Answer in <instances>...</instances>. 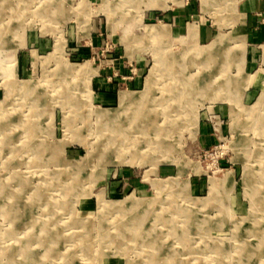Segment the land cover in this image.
Listing matches in <instances>:
<instances>
[{
  "label": "rangeland",
  "instance_id": "1",
  "mask_svg": "<svg viewBox=\"0 0 264 264\" xmlns=\"http://www.w3.org/2000/svg\"><path fill=\"white\" fill-rule=\"evenodd\" d=\"M148 2L0 0V264H264V0Z\"/></svg>",
  "mask_w": 264,
  "mask_h": 264
},
{
  "label": "bare ground",
  "instance_id": "2",
  "mask_svg": "<svg viewBox=\"0 0 264 264\" xmlns=\"http://www.w3.org/2000/svg\"><path fill=\"white\" fill-rule=\"evenodd\" d=\"M158 1V0H157ZM156 0H149V2L147 3L148 5H153V6H158V3H156L157 2ZM12 2V1H11ZM174 2L175 3H180L181 2V0H174ZM21 3V2H20ZM17 5V4H16ZM26 5V4H25ZM12 6V5H11ZM10 6V7H11ZM18 6H19V4H18ZM17 7V6H16ZM39 7V6H38ZM1 9V8H0ZM6 9V8H5ZM4 9V10H5ZM7 10V9H6ZM25 10V9H24ZM27 10V9H26ZM37 10V9H36ZM16 11V10H15ZM42 12V11H41ZM21 13V12H20ZM24 14H25V12H24ZM18 15V14H17ZM22 15V14H21ZM17 18V17H16ZM164 26V25H163ZM159 27V26H158ZM166 27V26H165ZM157 29V28H156ZM158 33H159V31H158ZM8 34V33H7ZM153 34V33H152ZM8 37V36H7ZM216 40V39H215ZM4 41V40H3ZM224 43V42H223ZM219 46H220V44H219ZM3 47V46H2ZM14 49H15V47H14ZM17 49V48H16ZM213 50V49H212ZM190 51V50H189ZM191 52V51H190ZM192 53V52H191ZM196 55V54H195ZM16 56V55H15ZM15 56H13L12 57V62H13V64H15V62H16V57ZM166 56V55H165ZM187 57V56H186ZM181 58V57H180ZM179 58V59H180ZM182 59H183V57H182ZM172 60H174V59H172ZM185 60V59H184ZM163 61V60H162ZM179 61V60H178ZM185 63V62H184ZM174 64V63H173ZM161 65H163V64H161ZM187 65V64H186ZM67 66V65H66ZM184 66V65H183ZM14 67V66H13ZM184 69V68H183ZM186 69V68H185ZM165 70V69H164ZM74 71V70H73ZM75 71L76 72H87V68H85L83 65H80V66H77V68H75ZM88 74V73H87ZM8 75H9V72H8ZM12 76V75H11ZM15 77V76H14ZM187 77V76H186ZM182 78V77H181ZM203 78V77H202ZM182 79H184V78H182ZM9 80H11V78L9 79ZM13 80V79H12ZM153 80V79H152ZM196 80V79H195ZM195 80H194V82H195ZM8 82V81H7ZM6 82V83H7ZM12 82V81H11ZM189 82H191V81H189ZM14 83V82H13ZM12 83V84H13ZM181 83V82H180ZM179 83V84H180ZM197 83V82H196ZM25 84H23L22 85V87L24 86ZM187 85H188V83H187ZM18 86V85H17ZM194 86H195V84H194ZM207 86V85H206ZM149 87V86H148ZM24 88H26V87H24ZM196 88V87H195ZM21 89V88H20ZM197 90V89H196ZM17 91V90H16ZM21 91V90H20ZM206 91V90H205ZM13 93V92H12ZM172 93V92H171ZM185 93V92H184ZM27 94V93H26ZM173 94V93H172ZM192 94V93H191ZM25 95V94H24ZM193 96V95H192ZM146 97V96H145ZM179 103V102H178ZM136 105V104H135ZM154 105V104H153ZM131 107V106H130ZM170 107H171V105H170ZM165 108V107H164ZM149 109V108H148ZM167 110V109H166ZM124 111V110H123ZM179 111V110H178ZM133 112V111H132ZM149 112V111H148ZM169 112H170V110H169ZM123 113V112H122ZM166 113V112H165ZM165 113H162V114H165ZM133 114H134V112H133ZM146 114V113H145ZM120 116V115H119ZM169 117V116H168ZM116 118H118V117H116ZM119 118H121V117H119ZM131 119V118H130ZM134 119V118H133ZM153 121V120H152ZM120 122V121H119ZM145 122V121H144ZM149 122V121H148ZM108 125V124H107ZM119 126V125H118ZM138 126V125H137ZM121 127V126H120ZM147 129V128H146ZM35 130V129H34ZM33 130V131H34ZM164 130V129H163ZM138 132V131H137ZM131 136V135H130ZM130 136H126L125 135V137H124V139H125V141H128V139L129 140H131L132 138H133V141L131 140V142H130V144H137L138 142H140V141H142L143 142V139L142 140H139V139H137L138 137H137V135H134L133 137H131L130 138ZM164 136V135H163ZM146 137L144 136V139H145ZM124 141V142H125ZM145 142H147V145L146 146H144V147H142V149L141 150H145V149H148L150 146H152L153 144H152V142L150 141V140H148V139H146V141ZM154 143V142H153ZM152 144V145H151ZM160 145V144H159ZM116 147V146H115ZM135 147V146H134ZM117 148V147H116ZM137 148V147H136ZM162 148V147H161ZM118 149V148H117ZM125 150V149H124ZM123 151V150H122ZM138 151V150H137ZM139 154V153H138ZM140 160H142L141 158H139ZM171 183V182H170ZM173 185H174V183H173ZM176 185V184H175ZM164 188V187H163ZM215 188V187H214ZM210 194V193H209ZM211 196V195H210ZM214 196H215V194H214ZM135 201V200H134ZM137 201V200H136ZM207 202V201H206ZM106 205V204H105ZM196 205V204H195ZM148 207V206H147ZM149 207H151V205L149 206ZM145 211V210H144ZM144 214V213H143ZM143 214H142V216H143ZM146 214V213H145ZM137 222H138V220H137ZM83 223V222H82ZM149 235V234H148Z\"/></svg>",
  "mask_w": 264,
  "mask_h": 264
}]
</instances>
